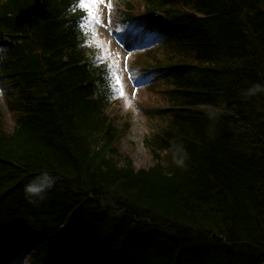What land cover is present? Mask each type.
I'll list each match as a JSON object with an SVG mask.
<instances>
[{
	"label": "trees",
	"instance_id": "trees-1",
	"mask_svg": "<svg viewBox=\"0 0 264 264\" xmlns=\"http://www.w3.org/2000/svg\"><path fill=\"white\" fill-rule=\"evenodd\" d=\"M72 1L0 0V31L23 41L1 71L4 247L17 232L39 261L264 264V0L143 1L182 26L162 57L173 114L144 138L143 168L119 147L129 123ZM45 173L53 186L27 194Z\"/></svg>",
	"mask_w": 264,
	"mask_h": 264
},
{
	"label": "rangeland",
	"instance_id": "rangeland-1",
	"mask_svg": "<svg viewBox=\"0 0 264 264\" xmlns=\"http://www.w3.org/2000/svg\"><path fill=\"white\" fill-rule=\"evenodd\" d=\"M101 7H103L102 4ZM107 24H109L107 20L100 25H98V22L96 21L93 27L95 30L99 31L98 35L101 46L107 49V54L103 57L105 59L108 58L113 60L117 68L121 67L125 70V53L114 45L112 37L109 35L107 29H105V25ZM137 41V39H134V46L137 45ZM122 83L123 85H121L120 91L121 93L123 92V107L120 103L116 104L113 102V105L116 104V107L112 106L114 110L111 111V114L113 115L114 112L116 115H126L127 117L125 118L129 123V128L124 132L123 136L120 137L118 144L121 151L129 156L135 168H143L150 164V155L143 144V138L148 132L150 125L149 116L146 114L144 106L141 103L146 96L137 88V86L129 83L127 74L123 78Z\"/></svg>",
	"mask_w": 264,
	"mask_h": 264
},
{
	"label": "clouds",
	"instance_id": "clouds-1",
	"mask_svg": "<svg viewBox=\"0 0 264 264\" xmlns=\"http://www.w3.org/2000/svg\"><path fill=\"white\" fill-rule=\"evenodd\" d=\"M0 51H3V49H0ZM44 178L42 182L33 181L26 185L25 191L30 196H41L43 192H45L47 189H50L53 184L55 183L54 177L49 176L47 173L43 174Z\"/></svg>",
	"mask_w": 264,
	"mask_h": 264
},
{
	"label": "snow or ice",
	"instance_id": "snow-or-ice-1",
	"mask_svg": "<svg viewBox=\"0 0 264 264\" xmlns=\"http://www.w3.org/2000/svg\"><path fill=\"white\" fill-rule=\"evenodd\" d=\"M102 0H79L80 7L85 10L86 15H93L91 5H98Z\"/></svg>",
	"mask_w": 264,
	"mask_h": 264
}]
</instances>
